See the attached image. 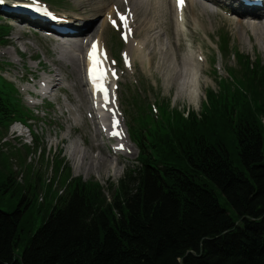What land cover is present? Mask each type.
Instances as JSON below:
<instances>
[{
	"label": "trees",
	"instance_id": "obj_1",
	"mask_svg": "<svg viewBox=\"0 0 264 264\" xmlns=\"http://www.w3.org/2000/svg\"><path fill=\"white\" fill-rule=\"evenodd\" d=\"M248 69L244 99L210 93L199 116L167 110L133 135L136 165L109 201L64 182L36 226L30 190L0 170V264H264V71ZM22 118L0 89V129Z\"/></svg>",
	"mask_w": 264,
	"mask_h": 264
},
{
	"label": "rangeland",
	"instance_id": "obj_2",
	"mask_svg": "<svg viewBox=\"0 0 264 264\" xmlns=\"http://www.w3.org/2000/svg\"><path fill=\"white\" fill-rule=\"evenodd\" d=\"M30 1L45 5L53 14L64 15L66 23L63 24L75 31L83 26L82 19H85V26L92 24L80 38L82 53L75 55L70 51L73 58L68 59L65 54L69 53L61 48V43L0 13V24L9 28V34L0 46V89L17 100V107L23 113L22 119H14L6 130L0 129V170L8 169L16 184L30 190L27 197L33 199L35 210L39 207L41 210L35 215L36 226L45 209L63 195L65 187L61 184L64 182L80 180L84 184H97L107 200H111L118 182L129 168L136 165L138 150L132 136L140 131L139 136L145 138L147 132L144 130L151 129L152 132L158 120L165 119V111L176 110L184 117L190 113L199 116L210 107V93L218 100L224 99L226 91L244 99V95H249L247 79L252 77L248 66L264 71V3L260 8L249 11L234 4L214 7L198 0L186 8V21L179 24L178 13L170 0L127 4L120 0ZM139 4L144 10L138 13ZM130 6L135 7V14L129 29L131 33L136 29L131 40L134 45L141 46V52L134 48L131 52L133 61L129 60L127 64L124 55L128 50L127 39L123 35L121 19L115 16L114 11L119 10L126 17L128 11H132L127 8ZM111 9L112 20L117 24L100 30L105 13ZM78 16L81 20H74ZM192 17L198 20L196 25ZM100 31L111 71L115 73L110 85L121 129L132 148L130 155L117 156L116 172V161L109 156L114 140L109 141L102 135L95 137L87 114L90 96L84 84L82 54ZM65 40L79 44L75 37ZM97 40L100 43V35ZM200 50L203 54L200 60L205 58V62L200 61L201 66H198L194 61V51ZM141 55L151 60L150 68L141 61ZM12 56L18 60L13 62ZM191 66L197 74L198 87L196 99L190 102L178 86L188 76L187 70ZM43 75L52 81L51 96L42 98L35 93L31 99L28 92L34 91V87L38 90ZM27 85L30 86L28 91L24 89ZM14 123L17 124L16 130L12 129ZM19 123L28 126V129L21 127L23 135L29 136L25 139L27 144H22L21 136H17L20 134ZM95 144H100V147ZM76 147H80L84 155V163L77 172L69 157ZM73 158L75 167V156ZM93 161L98 163L95 171L90 163ZM220 203L230 212L222 199ZM0 204L2 209H6L3 200Z\"/></svg>",
	"mask_w": 264,
	"mask_h": 264
},
{
	"label": "bare ground",
	"instance_id": "obj_3",
	"mask_svg": "<svg viewBox=\"0 0 264 264\" xmlns=\"http://www.w3.org/2000/svg\"><path fill=\"white\" fill-rule=\"evenodd\" d=\"M83 1H85V0H83ZM110 1H112V0H109L108 2H110ZM134 1H135V3H137L138 1H144V0H131V1H128L127 3H132ZM204 1L208 2L209 4H211L214 7H222V3L219 0H204ZM121 2H123V1H121ZM197 2H198V0H184V3H183L185 5L184 7H183V5L182 6H178L177 3H173V5H174V7H175V9H176V11L178 13V17H179V21L178 22H179V24H184L185 21H186V17H185L186 8H188L189 5L192 7L193 4L197 3ZM77 5H79V4H77ZM79 6H81V5H79ZM133 7L134 6H130V7H127V8H131V10L133 11L134 10ZM203 7H205V6L203 5ZM137 8H138L137 9L138 13L140 12L141 9H142V12L144 10L143 5H140V4L138 5ZM205 8H202V9L204 10ZM253 10H255V9L254 8L249 9V11H253ZM132 11H128L129 13L126 15V17H125L126 19L124 21H121L122 27L124 28V34L123 35L126 37V39H127L126 41H127V45H128V50L124 54L127 57V60H126L127 64L129 63L128 62L129 60H131V62L133 61L132 58H131V55H132L131 52H132V50L134 48H137L136 51H138L139 53L141 52V48H140L141 46L138 45V44L134 45L132 43V40H131V38H132V36H133V34L135 33V30H136V29L133 30V32L131 33V31L129 29L130 26H132V24L134 23L135 11H133V12ZM112 15H113V10L112 9L105 13L104 19L102 20V23H101L102 25H101V27H99L100 30H101V28L102 29L103 28L104 29L107 28L109 25L115 27L117 22H116V20H112V19H114V18H112ZM63 16L64 15H62V17ZM79 17H81V16L75 17L74 20H81ZM84 20L85 19L81 20L83 22V26L81 28L78 27L76 29L75 34L73 36H71V35L60 36V38L61 37L70 38V36H71V37H75V38L79 39V44L78 43H69L66 40H64L65 38H62L63 40L59 39L60 41H63V43L61 44V48L62 49H66L67 50L66 53H69L70 51H71V53H73L75 55H76V53L77 54L78 53H82V51H83V43L80 44V38L92 26V24L90 26H85V21ZM112 21H115V24H113ZM192 21H193V23L195 25L198 23V20L196 18H194V17H192ZM67 22H70V20H67ZM89 22H91V21H89ZM125 23L127 24V28L124 27ZM21 24L25 25L26 23H23V21H22ZM31 28L37 30L36 28H33V27H31ZM41 29L44 32H47V34L50 31V29H49V27H47L46 23H42L41 24ZM101 32L102 31H100L98 33V35L93 37L91 42H90V44L87 45V47L89 46V48L86 50V52L84 54H82V62L83 63H87L86 53H87V51L91 50L93 42H96L97 43L98 56L102 59L104 65H105V68H110L109 55L104 50V45L102 43V35H101L102 33ZM99 35H100V43L98 42L99 40H97V37ZM81 42H83V41H81ZM73 45H77V47L73 46ZM133 45H134V47H133ZM9 51H13V50H9ZM9 51H7V52H9ZM84 51H85V49H84ZM7 52H6V54H7ZM13 53H14V51H13ZM61 53H62V50H61ZM71 53L65 54V58H68V59H69V57L73 58L71 56ZM77 56H79V55H77ZM201 56L203 57V54L201 53V50H200V52L199 51H194V61H195V63L198 66H201L200 61L205 62V58L203 60L202 59L200 60ZM12 57H11V60L13 62H16L18 60L14 56H12ZM141 61L142 62H146L147 67L150 68L151 60H146V57H144V55H141ZM87 65L88 64H86V67H87ZM30 66L36 67L34 65H30ZM188 69H189V70H187L188 71V76L181 80V83L179 84L178 87L182 91V93L185 96L188 97L189 101L191 102L192 100H195L196 97H197L196 88L198 87V85H197V82H196V79H197L196 75L197 74H196L193 66H191ZM85 72H86V69H85ZM42 80L43 81H42V83H41V85L39 87V90H36V89L35 90H36V93L38 95H40L42 98H47V97L51 96L50 92H51V89L53 87L52 83H51L52 81H49L45 75L42 76ZM109 83L112 84V81L110 80V75H108V76L106 75L105 86H106L107 94H108L107 102H105L104 98L101 99V97L97 93L93 94V93L87 92L88 96H90L89 101H87L88 102V106H87V111L88 112H87V114H88V118L91 120V123L93 125V132L95 133V137L99 138V136L102 135L103 137H105L109 141L110 140H114L111 143V145H110L111 155H109V156L116 161L117 158H118L117 156L120 155V154L121 155H123V154L124 155H130L132 153V148H131V145H130L129 141L127 140V137L122 132L121 123H120L121 121L119 120V113H118V109H117V103H116L115 98H114L113 88H112V86ZM84 84L86 85V80H84ZM29 88H30L29 85L24 87L25 90H27ZM28 94L30 95V93H28ZM53 96H55V94ZM31 99H33V98L31 97ZM30 103L32 105L35 104L34 101H30ZM114 124H115V127H114ZM114 131L118 132L119 135H112L111 133L114 132ZM95 145H96V147H98V146L100 147V144H95ZM73 156H75V160H76L75 161V163H76L75 167L76 168L74 167V158H73ZM69 157H70V160H72L73 169L76 172L79 171L80 168L78 169V167L81 166L84 163V162L82 163V158H84V155H83V152L80 150V147L74 148V150H72L71 154H69ZM96 157L94 156V158H96ZM99 161H101V160H99ZM90 163L92 164V166L94 168L93 171L97 170L98 163L96 161H93V163L92 162H90ZM101 165H104L103 162H102ZM115 167L114 168H115V172H116L117 161L115 162Z\"/></svg>",
	"mask_w": 264,
	"mask_h": 264
},
{
	"label": "snow or ice",
	"instance_id": "obj_4",
	"mask_svg": "<svg viewBox=\"0 0 264 264\" xmlns=\"http://www.w3.org/2000/svg\"><path fill=\"white\" fill-rule=\"evenodd\" d=\"M2 2V0H0ZM184 3V0H177L178 6H182ZM121 21H124L126 18L124 16H120ZM113 24H115V21H112ZM124 27L127 28V24H124ZM89 60H90V66H89V77L93 81L94 86L96 90L100 91L101 93H104V99L105 102H107V92L103 86L102 81L105 78V70L101 67V60L98 56L97 51V43L93 42L92 48L89 52ZM115 75V73H113ZM115 127V124H114ZM112 135H119L118 132H112Z\"/></svg>",
	"mask_w": 264,
	"mask_h": 264
}]
</instances>
